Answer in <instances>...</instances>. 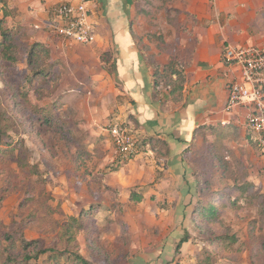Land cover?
Masks as SVG:
<instances>
[{"label": "rangeland", "instance_id": "374dc122", "mask_svg": "<svg viewBox=\"0 0 264 264\" xmlns=\"http://www.w3.org/2000/svg\"><path fill=\"white\" fill-rule=\"evenodd\" d=\"M52 1L7 0L15 16L8 26L20 23L22 35L13 61L0 52V129L23 148L0 157V233L21 230L39 249L64 253L60 264H76L73 253L90 264H264V218L256 200L245 193L238 208L222 209L225 188L249 181L264 192V150L227 123L199 124L188 143L148 132L116 73V29L132 33L135 47L153 62L167 55L169 41L198 24L191 11H219L218 19L230 24L233 9H244L245 0H61L46 16L43 9ZM78 2L88 3L91 45L69 42L51 28L54 7ZM262 19L255 27L264 26ZM35 43L44 50L29 67ZM103 53H109L108 64ZM49 65L47 76L33 78ZM167 91L161 84L153 96L162 110L171 106ZM43 112L58 126L42 125ZM113 123L122 124L135 144L131 158L109 136ZM132 192L140 203L129 199ZM236 197L232 192L231 201ZM199 200L213 201L221 223L194 217ZM226 235L237 242L216 241ZM48 255L28 264H55Z\"/></svg>", "mask_w": 264, "mask_h": 264}, {"label": "crops", "instance_id": "0c3cea01", "mask_svg": "<svg viewBox=\"0 0 264 264\" xmlns=\"http://www.w3.org/2000/svg\"><path fill=\"white\" fill-rule=\"evenodd\" d=\"M59 1L61 0L46 5L43 9L46 16L49 15L52 6ZM225 1L220 0L221 3ZM235 1L229 0V2ZM14 2L17 0L11 3ZM245 2L248 5H244V9H233L234 19L230 24L218 19L219 15L222 16V12L218 11L214 17L212 14L199 15L198 10L194 9L191 14L196 16L195 20L198 24L189 26L186 35L176 36L174 42L169 41L167 55L162 59L155 56L153 62L158 66L166 65L171 61L178 62L186 77L182 98L178 102L170 100L171 106L163 110L157 101L158 98L154 99L152 95V68L144 62L141 53L135 47L136 44L132 42L130 32L121 33L116 29L115 41L120 55L116 73L127 95L137 104L136 113L140 126L147 125L148 132L166 133L173 139H182L188 143L200 125L204 126L206 122L227 123L234 128H240L252 143L245 127L244 110L237 108L229 113L224 111L227 86L238 79L239 75L237 69L226 67L221 60L222 50L229 46L264 48V26L258 28L255 27L257 23H254L256 18H264V0L262 2L245 0ZM260 22L263 25V19ZM150 54H152L151 50ZM168 136L165 141L169 146H174ZM252 145L255 147L253 143ZM260 193L264 195L263 191Z\"/></svg>", "mask_w": 264, "mask_h": 264}, {"label": "trees", "instance_id": "16d2710c", "mask_svg": "<svg viewBox=\"0 0 264 264\" xmlns=\"http://www.w3.org/2000/svg\"><path fill=\"white\" fill-rule=\"evenodd\" d=\"M0 12V52L6 55L8 61H13L15 56L19 54V51L21 49L18 41L19 37H21L22 35V30L20 28L22 27V25L20 23H16L19 27L8 26V19H10V22L13 21L14 13L12 12L11 7L8 5L7 0H0ZM51 22H53V19L51 20ZM131 36L133 38L132 33ZM43 50V47L37 43L33 44L30 47L26 61L29 67L38 64L39 60L41 59V52H43ZM138 50L141 53L144 62L150 68H152V95L155 96L159 92L161 84H163L168 90L167 96L171 97L172 101L178 102L182 98V91L186 84V77L183 68L175 62H170L163 66H158L154 62H148V55H145L142 52L141 48H139ZM224 50L225 48L221 52V60L222 53ZM43 54H46V57L49 58V54L47 52ZM101 59L102 61H104V63L108 64L110 62L109 53H103ZM50 67L51 66L49 65L47 67L34 71L33 78H44L48 75ZM29 83L31 84L32 81H30ZM40 120L41 124L47 127H56L57 125V121H54L53 117L47 115L46 112H43L40 117ZM208 129L213 131L215 130L212 129V127H208ZM196 130L194 131V135L196 134ZM219 137L226 138L224 134H220ZM147 141V143H144L145 146H149V144H151L152 142L151 139H147ZM160 145L166 146V144L162 142ZM22 148L23 145L21 144L18 145L17 143H15L14 145L12 141L8 138V135H4L2 130L0 129V157H3L7 153H9V155H12L14 150L18 149L21 151ZM133 148L134 152L127 153L126 156L131 158L134 154H136V148L134 143ZM121 155L125 156V154ZM231 191H235L237 193V197L233 201H231L230 199L232 193ZM257 192L258 191L256 190L255 184L249 181L243 182L242 185H236L233 187V189H231L230 187L227 189L225 188L222 194L224 197H227L228 204L223 205L222 209L235 210L236 208H238L237 204L239 203V201L244 197V194L247 193L251 198L256 200L258 206V216L260 218H264V195L260 192ZM220 196L221 194L213 195L214 198ZM129 199L135 203H140L142 200L139 195H136L133 192L130 193ZM193 213L194 217L202 221V223H207L211 225L221 223V211L218 207L215 206L212 200H208L206 202H203V200H199ZM14 232L15 231H13L12 229V233H0V264H28L31 260H37L40 256H46L47 254H49L48 258L53 260L55 264H60L59 262L61 261L63 255H65L64 253L57 254L53 249H39L38 245L35 242L27 241L24 238L23 232L21 230L17 231V233ZM187 237L188 236L185 234L184 237L179 241L176 247L177 251L180 249L183 243L187 242ZM216 241H220L221 244H225L228 246H232L237 242L235 237H229L228 235L220 237L216 239ZM34 252L37 253L34 257H31V254ZM73 255V259L76 264H90L88 261L84 260L81 256H79L78 253H73ZM69 264L75 263L71 262Z\"/></svg>", "mask_w": 264, "mask_h": 264}, {"label": "built area", "instance_id": "2783aa9c", "mask_svg": "<svg viewBox=\"0 0 264 264\" xmlns=\"http://www.w3.org/2000/svg\"><path fill=\"white\" fill-rule=\"evenodd\" d=\"M54 33L69 42L87 46L95 41L88 4L64 3L52 10ZM223 64L238 70V79L227 86L226 113L237 108L245 112V127L251 142L264 150V49L257 46L226 47ZM121 154L133 153V142L127 129L118 123L107 130Z\"/></svg>", "mask_w": 264, "mask_h": 264}]
</instances>
